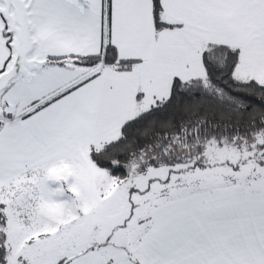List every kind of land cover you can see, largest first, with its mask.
<instances>
[{
    "label": "snow or ice",
    "instance_id": "1",
    "mask_svg": "<svg viewBox=\"0 0 264 264\" xmlns=\"http://www.w3.org/2000/svg\"><path fill=\"white\" fill-rule=\"evenodd\" d=\"M0 264H264V0H0Z\"/></svg>",
    "mask_w": 264,
    "mask_h": 264
},
{
    "label": "rangeland",
    "instance_id": "2",
    "mask_svg": "<svg viewBox=\"0 0 264 264\" xmlns=\"http://www.w3.org/2000/svg\"><path fill=\"white\" fill-rule=\"evenodd\" d=\"M97 222L102 225V232H103L107 230V227L111 226L112 218L101 215L97 219ZM91 237H92V232L90 226L74 228L71 232L67 234L65 239L61 241V245L64 247L71 248L72 245L74 244L79 245L82 242L86 241L87 239H90Z\"/></svg>",
    "mask_w": 264,
    "mask_h": 264
},
{
    "label": "crops",
    "instance_id": "3",
    "mask_svg": "<svg viewBox=\"0 0 264 264\" xmlns=\"http://www.w3.org/2000/svg\"><path fill=\"white\" fill-rule=\"evenodd\" d=\"M172 12L169 10V15H168V18H172ZM147 20H148V24H147V28L148 30L150 31L151 29V14H150V7L147 9ZM138 35V34H137ZM90 50H95V49H90ZM121 54L124 55L125 54V51H124V45H121ZM106 75H109V78H111V75L110 74H107ZM72 82H75V81H72ZM67 167V166H66Z\"/></svg>",
    "mask_w": 264,
    "mask_h": 264
}]
</instances>
